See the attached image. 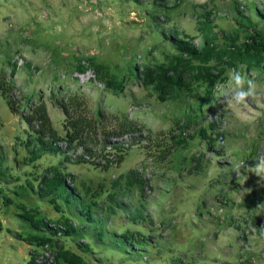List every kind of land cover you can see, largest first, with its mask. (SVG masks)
<instances>
[{"label":"rangeland","instance_id":"1","mask_svg":"<svg viewBox=\"0 0 264 264\" xmlns=\"http://www.w3.org/2000/svg\"><path fill=\"white\" fill-rule=\"evenodd\" d=\"M237 9L248 21H240ZM262 12L264 0H0V75L12 83L10 98L22 114L42 99L54 128L63 136L65 115L50 95L82 96L85 115L95 124L97 140L89 147L96 152L103 133L118 132L124 115L141 128L140 133L109 139L125 150L117 164V157L106 148V158L112 161L106 171L104 158L100 162L90 158L94 166L76 164L81 147L29 161L25 144L32 132L22 114L9 110L0 92V264H27L34 250L15 235L32 232L17 218V205L37 210L51 223L60 217L28 186L37 190L51 167L75 178L67 179L68 186L84 185L91 193H101L98 205L106 211L114 204L108 196L116 195L124 209L114 207L116 215L107 220L110 231L130 229L155 238V245L147 247L140 260H124L98 244L93 245V255L85 254L66 239L65 246L89 262L264 264V178L253 171L264 157V71L244 73L256 84L257 94L238 107L229 103L232 70L204 106L203 87L160 102L150 88L142 87L140 76L144 65L165 63L167 56L176 54L169 40L174 35L194 38L193 44L200 48L197 26L207 16L217 46L235 35L238 46L253 31L264 36ZM89 61L123 78V90H106L95 79ZM78 63L88 68L85 73L77 72ZM12 64L14 75H10ZM201 128L215 139L212 150L198 134ZM180 140L182 145H174ZM60 146L65 152V144ZM130 170L147 181L142 190H123V183L112 187L113 180ZM138 210L144 219L135 224L129 218ZM41 254L50 256L46 251Z\"/></svg>","mask_w":264,"mask_h":264},{"label":"trees","instance_id":"2","mask_svg":"<svg viewBox=\"0 0 264 264\" xmlns=\"http://www.w3.org/2000/svg\"><path fill=\"white\" fill-rule=\"evenodd\" d=\"M158 1L165 2L166 0H154V2ZM237 15L240 21H248L238 9ZM259 15L264 18V12ZM211 23L208 16L203 22L198 23L197 31L201 34L202 42L200 48L193 44L194 38L188 36L181 38L174 35L169 38L176 54L167 56L165 63L144 65L140 74L142 87L145 89L150 88L160 102L174 99L178 93L192 92L196 88L203 87L204 96L201 106H204L212 101L215 87L227 81L228 71L238 70L242 75H245L246 71H257L259 74L264 71V36L260 32L248 33L244 41L238 46L235 44L238 35L229 38L231 40L229 43L217 46L215 45L216 35L213 34L214 28ZM244 33L246 34V32ZM89 63L95 79L102 83L106 90L114 93L123 90V78L120 79L110 74L108 68L103 64L94 63L93 61H89ZM87 69L78 63V73L83 74ZM15 73L16 66L12 64L10 75ZM12 90V83L5 81V75L1 74L0 92L2 98L13 114H22L20 107L10 98ZM50 97L65 115V132L62 136L54 128L45 101L41 99L37 104L31 105L27 113L22 114L27 130L32 132L25 144L30 152L29 161H36L46 153L65 154L66 151L81 147L82 155L77 157L76 164L94 166V163L90 162V158H104L106 164L102 166V169L106 171L112 162L104 154L106 147H110L113 155L117 157V164L123 161L124 154L122 152L125 150L121 143L111 142L109 139L112 136L119 138L128 133L137 134L141 132V128L128 116L124 115L118 125V132H104V138L99 142L101 148L97 152L93 151L89 147V143L96 142L97 134L94 122L85 115L87 111L86 100L78 95L68 98H57L53 95H50ZM99 115L101 113H98V117ZM176 124L178 125V122ZM177 127L180 130L184 129L181 125ZM209 128V130H213L215 125L211 124ZM207 132V129L201 128L198 134L206 141L208 149L212 150L215 139ZM183 142L180 140L174 145H182ZM60 143L66 144L65 152H62V148L59 146ZM84 156H88L89 159L85 160ZM65 157L66 161L70 160L69 157ZM98 166L100 165H95L96 168ZM67 179L75 181V178L63 169L51 167L40 178L37 190L34 191V188L28 184L32 192H35V195L41 201L46 202L60 214V217L52 223L44 217H39V212L35 209L27 208L24 204L16 206L19 211L17 218L25 222L32 231L27 236L15 234L34 249L30 253L27 264H95L67 248L65 246L66 239L74 242L82 253L93 255V245L98 244L102 249H110L119 253L124 260H140L142 258L140 255L144 253L145 249L155 245V238L140 231L128 229L119 233L108 229L107 220L116 215L114 207L122 208L123 206L116 201L115 194L108 196L109 201L114 204L106 206L108 208V211H106L102 208V205H98L101 193L97 191L91 193L90 189L84 188V185L81 188H78V186L70 187L67 185ZM146 182L137 170H130L125 176L113 180L112 187L124 186L123 190L128 191L134 187L142 190ZM121 183H123V186H121ZM143 219L139 210L129 218L135 224L143 221ZM83 239H88L92 243L90 241L87 243L80 242ZM44 251L48 252L50 256H42L41 252ZM39 258L41 259L39 260ZM124 260L121 259L120 263H123ZM96 261L99 262L100 260Z\"/></svg>","mask_w":264,"mask_h":264},{"label":"clouds","instance_id":"3","mask_svg":"<svg viewBox=\"0 0 264 264\" xmlns=\"http://www.w3.org/2000/svg\"><path fill=\"white\" fill-rule=\"evenodd\" d=\"M231 78L234 82V88L229 95V103H231L233 107L242 106L247 102L249 97L254 98L256 96V84L252 80L247 79L246 76L241 74V72H239L238 70H232ZM245 84L247 85L246 89ZM104 154L106 155V157H108V154L106 152H104ZM96 160L97 159H95V162ZM253 171L256 173V175L264 178V157L260 158L259 163L255 166Z\"/></svg>","mask_w":264,"mask_h":264},{"label":"built area","instance_id":"4","mask_svg":"<svg viewBox=\"0 0 264 264\" xmlns=\"http://www.w3.org/2000/svg\"><path fill=\"white\" fill-rule=\"evenodd\" d=\"M59 146H60V144H59ZM65 150H66V144H65V148H64ZM107 149H109L110 151H111V149H110V147H108ZM66 152H68V151H66ZM85 159V158H84ZM89 159V157L87 156L86 157V160H88ZM112 159V158H111ZM90 160V159H89ZM100 161H104V159H102V158H100V159H97L96 160V162H100Z\"/></svg>","mask_w":264,"mask_h":264}]
</instances>
